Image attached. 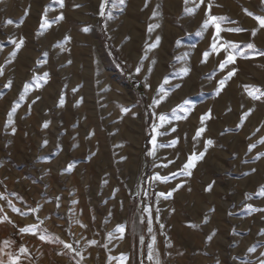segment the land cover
<instances>
[{
	"label": "rangeland",
	"instance_id": "1",
	"mask_svg": "<svg viewBox=\"0 0 264 264\" xmlns=\"http://www.w3.org/2000/svg\"><path fill=\"white\" fill-rule=\"evenodd\" d=\"M191 3L0 0V195L89 264H123L135 214L148 264L264 260V0H227L222 78L238 106L222 125L198 111L205 95L172 94L187 82ZM0 216V264H23L9 244L28 241Z\"/></svg>",
	"mask_w": 264,
	"mask_h": 264
},
{
	"label": "crops",
	"instance_id": "2",
	"mask_svg": "<svg viewBox=\"0 0 264 264\" xmlns=\"http://www.w3.org/2000/svg\"><path fill=\"white\" fill-rule=\"evenodd\" d=\"M193 3L188 8L187 17V46H184V53H186V69L185 74L187 82L186 84L178 86L172 94L177 97L180 95L199 96L205 95L203 101L205 105L198 108V111L202 108L209 109L216 122H212L215 125H222L220 121L222 117V111H227L229 108H237V104L232 102V95L234 92L229 93V88L225 82L221 85L219 82L223 80L222 77L227 76L225 67L220 68V64L223 63L228 56V33L226 24H223L222 18L227 12V0H191ZM212 17H216L215 21ZM219 25V31H217L216 25ZM215 44V48L213 45ZM186 51V52H185ZM208 53L207 56L204 54ZM184 68V66L182 67ZM183 70V69H182ZM179 69V71H182ZM224 71V72H223ZM179 98V97H178ZM181 100V96L179 98ZM230 102V103H229ZM232 102V103H231ZM160 107L156 109V112L160 109L162 112L169 111L173 106H165L162 102ZM146 105L147 111H149L152 118V113ZM153 110V109H152ZM0 205L3 212L12 222L11 229H15L19 232L21 238H25L28 241L26 244L23 240L16 241L13 244H9L12 250V256L25 257V260H21L23 264H89L85 259L84 253L80 251H74V244L70 243L68 239L61 234L52 231L47 226L41 224V221L37 219L35 214L25 212L18 207L17 202L12 199L4 198L0 195ZM19 210V211H16ZM134 217V219H133ZM132 217L129 230V247L125 246L122 249L123 264H148L147 250L142 246L143 240L147 239L145 234L146 222L141 220V217L135 214ZM10 224V223H9ZM5 227V222L2 221L0 216V226ZM21 229H27V231H21ZM5 234L0 228V236ZM134 234V235H133ZM133 236L134 247H133ZM41 237H44L41 239ZM71 244V248H67L65 245ZM23 246V247H22ZM76 246V245H75ZM22 247V248H21ZM21 248V249H20ZM157 247L154 254H166L169 249L162 247V251ZM152 254V252H151ZM149 254V258L153 260V257ZM153 264H179L173 261H167L166 259H155Z\"/></svg>",
	"mask_w": 264,
	"mask_h": 264
},
{
	"label": "snow or ice",
	"instance_id": "3",
	"mask_svg": "<svg viewBox=\"0 0 264 264\" xmlns=\"http://www.w3.org/2000/svg\"><path fill=\"white\" fill-rule=\"evenodd\" d=\"M104 2L107 3V0H104ZM187 2H188V0H185V3H187ZM201 2H202V0H201ZM103 14H104V12H103V9H102V10H101V15H103ZM60 19H62V17H60ZM216 19H219V18L212 17V20H213V21H215ZM256 19H258L260 25H261L262 27H264V18L256 17ZM45 22H47L46 17H45ZM7 23L11 24L12 21L9 20V21H7ZM216 27H217V31H219L220 29H219V25H218V24L216 25ZM13 43H15V42H13ZM20 43L22 44L23 41H21ZM17 47H19V46H17ZM253 47H254V46H253L252 44H249V45H248V48H253ZM213 48H215V44L213 45ZM204 55L207 56L208 53H205ZM229 62H233V63H234V58H233L232 55H228V56H227V59H226L223 63H221V64L219 65L220 68L223 69V68L225 67V65L228 64ZM137 71H139V69H137ZM233 74H234V73L230 72V73H229V77H230L231 75H233ZM0 75H3V70H2V69H0ZM219 83H220L221 85H223V84L225 83V81H224V80H221ZM9 86H10V85H9ZM256 91H259V89H256ZM261 95L264 96V93H261ZM253 98H254V99H259L260 97H259V96H254ZM248 114H250V113H246L245 115H248ZM208 115H209V114H205V117H203L202 119L207 118ZM160 119H161V120H164L165 117H164V116H161ZM44 126L47 127V124H45ZM239 126H240V125H238V127H239ZM203 131H205V129H204V128H200V129L198 130V132H197V136H199L200 133H202ZM257 131H259V129H257ZM45 143H46V142H45ZM206 143H207L208 145H211L213 142H212L211 140H208ZM254 147H255L254 144H253V145H249V149H250V150H251L252 148H254ZM198 158H201V159H202V155H201L200 157L193 156V157L189 160V162L186 163V164L184 165V168H185V169H188V168L193 167V166H194L193 161L196 160V159H198ZM69 167H71V165H70ZM190 174H191V173L189 172L188 175H190ZM173 175H175V173H174ZM208 190H210V188H209ZM261 192L264 193V189H261ZM161 195H164V194L161 193ZM168 195H171V193H169ZM57 199H59V198H57ZM16 211H19V210H16ZM259 211H264V209H259ZM21 231H27V229H21ZM261 234L264 235V232H262ZM43 238H44V237H41V239H43ZM93 243H94V242H93ZM65 246H66L67 248H71V247H72L71 244H67V245H65ZM254 250H255L254 248L249 249V251H254ZM260 264H264V260H261V261H260Z\"/></svg>",
	"mask_w": 264,
	"mask_h": 264
},
{
	"label": "built area",
	"instance_id": "4",
	"mask_svg": "<svg viewBox=\"0 0 264 264\" xmlns=\"http://www.w3.org/2000/svg\"><path fill=\"white\" fill-rule=\"evenodd\" d=\"M135 83L137 84L138 87L141 86V83H140V82H135ZM13 236H14V237H18V233L15 231V232L13 233Z\"/></svg>",
	"mask_w": 264,
	"mask_h": 264
},
{
	"label": "bare ground",
	"instance_id": "5",
	"mask_svg": "<svg viewBox=\"0 0 264 264\" xmlns=\"http://www.w3.org/2000/svg\"><path fill=\"white\" fill-rule=\"evenodd\" d=\"M130 140H131V139H130ZM132 142H133V140H132ZM128 164H129V163H128ZM132 166H133V160H131V162H130V166H129V168H128L129 171L132 170Z\"/></svg>",
	"mask_w": 264,
	"mask_h": 264
},
{
	"label": "trees",
	"instance_id": "6",
	"mask_svg": "<svg viewBox=\"0 0 264 264\" xmlns=\"http://www.w3.org/2000/svg\"><path fill=\"white\" fill-rule=\"evenodd\" d=\"M150 117H151V116H150ZM146 148H147V149H149V145H148V143H147V146H146Z\"/></svg>",
	"mask_w": 264,
	"mask_h": 264
}]
</instances>
